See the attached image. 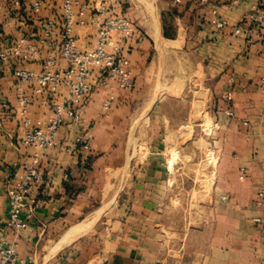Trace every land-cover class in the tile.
<instances>
[{"label": "crops", "instance_id": "0c3cea01", "mask_svg": "<svg viewBox=\"0 0 264 264\" xmlns=\"http://www.w3.org/2000/svg\"><path fill=\"white\" fill-rule=\"evenodd\" d=\"M80 1L87 16L134 23L131 37L115 36L134 84L111 80L91 93L82 126H62L36 159L21 143L24 123L44 126L53 102L14 73L39 74L49 56L65 67L62 0H0V247L24 264H264V204H255L264 191V29L246 22L259 0ZM46 20L55 23L48 37ZM73 36L92 49L97 27ZM20 40L38 49L28 61L13 53ZM21 96L32 99L25 113ZM65 97L61 88L54 100ZM81 132L89 150L75 142ZM30 166L43 182L15 231L5 225L7 189Z\"/></svg>", "mask_w": 264, "mask_h": 264}, {"label": "built area", "instance_id": "2783aa9c", "mask_svg": "<svg viewBox=\"0 0 264 264\" xmlns=\"http://www.w3.org/2000/svg\"><path fill=\"white\" fill-rule=\"evenodd\" d=\"M103 3V0H99ZM205 1V0H202ZM41 3L35 1L32 10L37 13ZM88 5L80 0H62V39L59 48V59L65 63L64 68H59L57 57L49 56L43 64L41 73L28 72L23 69L15 71L16 79L23 83H34L36 93H46L52 100V114L47 118L44 126H32L28 121L24 123V132L21 143L25 147L34 150V157L39 159L55 144L59 129L66 124L82 126L81 110L90 97L91 93L100 88L109 86V81H115L120 90H129L133 87V78L129 70V61L124 55L115 36L119 35L127 39L133 35L134 23L125 17L106 16L98 18L94 15L87 16ZM100 16L106 13V8L100 4L96 11ZM246 22L254 28L264 29V0H259L257 6L247 15ZM225 21L216 22L218 28L225 25ZM95 25L97 27V40L92 49H81L76 44L73 36L74 27ZM55 26L54 21L46 20L42 23V29L48 37ZM26 47L21 52L20 47ZM38 49L33 44H26L20 40L19 45L13 48V53L19 55L23 61L30 60ZM5 60V54H0ZM260 87L264 93V77L261 79ZM66 90V97L62 101H55L59 90ZM18 102L22 112H26L32 99L21 96ZM109 102L103 104L104 110L109 109ZM227 114L233 113L227 110ZM76 144L84 150H89V138L86 132H81L76 138ZM244 172L241 169L240 179ZM43 182V176L38 167L30 166L25 169L23 176L14 181L7 189L8 215L5 225L8 228L20 231L26 228L27 222L22 217L25 210L31 212L35 205L32 192ZM256 206L264 204V191H259L255 200ZM257 224L261 223L259 218H254ZM264 241V231L262 232ZM0 264H24L18 253L12 246L0 247Z\"/></svg>", "mask_w": 264, "mask_h": 264}, {"label": "rangeland", "instance_id": "374dc122", "mask_svg": "<svg viewBox=\"0 0 264 264\" xmlns=\"http://www.w3.org/2000/svg\"><path fill=\"white\" fill-rule=\"evenodd\" d=\"M210 159H211V161H213V157H211Z\"/></svg>", "mask_w": 264, "mask_h": 264}]
</instances>
